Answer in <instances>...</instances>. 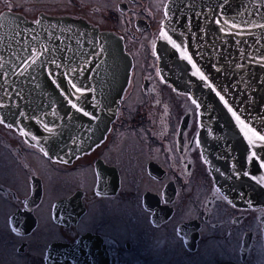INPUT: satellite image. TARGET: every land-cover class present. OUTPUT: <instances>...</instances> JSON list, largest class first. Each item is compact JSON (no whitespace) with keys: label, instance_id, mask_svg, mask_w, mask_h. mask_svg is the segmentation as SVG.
Masks as SVG:
<instances>
[{"label":"flooded vegetation","instance_id":"1","mask_svg":"<svg viewBox=\"0 0 264 264\" xmlns=\"http://www.w3.org/2000/svg\"><path fill=\"white\" fill-rule=\"evenodd\" d=\"M168 1L0 0V12L118 33L131 57L108 130L68 159L0 119V264H264V204L231 202L213 184L198 104L159 73Z\"/></svg>","mask_w":264,"mask_h":264},{"label":"water","instance_id":"2","mask_svg":"<svg viewBox=\"0 0 264 264\" xmlns=\"http://www.w3.org/2000/svg\"><path fill=\"white\" fill-rule=\"evenodd\" d=\"M214 6L223 8L222 20ZM163 9L156 64L161 76L198 104L199 149L214 184L231 202L264 204V141L258 138L264 136V82L260 95L240 82L227 91L231 67L241 68L244 81L264 78V0H169ZM130 64L121 35L111 30L70 15L28 19L2 11L0 119L45 154L68 159L108 130ZM55 248L68 254L78 247Z\"/></svg>","mask_w":264,"mask_h":264},{"label":"bare ground","instance_id":"3","mask_svg":"<svg viewBox=\"0 0 264 264\" xmlns=\"http://www.w3.org/2000/svg\"><path fill=\"white\" fill-rule=\"evenodd\" d=\"M222 10L223 8L220 7V6H214L213 8V12L215 13V16L218 20H222L223 19V15H222ZM239 12V10H237V13ZM237 21L241 20L242 19V16H239L237 15ZM248 30H250L249 28H247V31H244L242 33V35H247V33L249 32ZM223 33H227L226 32V29L224 28V31ZM241 35V36H242ZM238 39H241V42L243 43V39L240 37ZM263 42V40H262ZM220 47H223L222 45H220ZM227 77H228V87H227V91L230 89V86L232 84H238L239 82L241 83V85L243 86V88L245 90H247L249 93H253V94H256V95H260L261 94V91L263 90V87H262V83L264 82V78L261 77L259 80H248L246 79L245 81L243 80L245 78L244 76V73L241 71V68L238 66V67H231L228 69L227 71ZM221 96V94H220ZM200 119H201V116H200ZM243 131L244 133H246V129L243 128ZM248 134V132H247Z\"/></svg>","mask_w":264,"mask_h":264},{"label":"snow or ice","instance_id":"4","mask_svg":"<svg viewBox=\"0 0 264 264\" xmlns=\"http://www.w3.org/2000/svg\"><path fill=\"white\" fill-rule=\"evenodd\" d=\"M164 35H165V37H167V34H166V33H164ZM174 46L177 47V48L180 47V45H175V44H174ZM188 59H190V57H189ZM193 67H195V65H193ZM196 74L201 75V78H204V77H203V74L199 72V69H197V73H196ZM50 75H51V73H50ZM69 82H70V81H69ZM70 83H71V82H70ZM71 87H72L73 89H75L76 92H80V91H81V89L78 88L74 83L71 84ZM221 99H223V97H221ZM72 106H73V107H76L75 104H73ZM229 111H231V109H229ZM84 114H85V115H88V113H84ZM232 115L236 117V120H237L239 123H241V125H243L244 122L240 120V117L237 116L235 112H232ZM245 127H246V126H245ZM249 131H251V130L249 129ZM245 135H247V132L245 133ZM253 135H258V134H257V133H253ZM258 138H259L260 140L264 141V136H259V135H258ZM250 139H251V138H250ZM253 155H255V154L253 153ZM262 166H264V165H262Z\"/></svg>","mask_w":264,"mask_h":264},{"label":"rangeland","instance_id":"5","mask_svg":"<svg viewBox=\"0 0 264 264\" xmlns=\"http://www.w3.org/2000/svg\"><path fill=\"white\" fill-rule=\"evenodd\" d=\"M158 31V30H157ZM158 33V32H157ZM157 35V34H156ZM155 40H156V37H155ZM155 42V41H154ZM156 43V42H155ZM154 50H155V45H154ZM156 53V52H155ZM156 59H157V53H156ZM206 167H207V164H206ZM207 171H209V169H208V167H207ZM209 173H210V178H211V181H213L212 180V175H211V171H209ZM213 184H214V181H213ZM215 185V184H214ZM216 186V185H215ZM217 187V186H216ZM218 188V187H217ZM227 199V198H226ZM228 200V199H227Z\"/></svg>","mask_w":264,"mask_h":264}]
</instances>
